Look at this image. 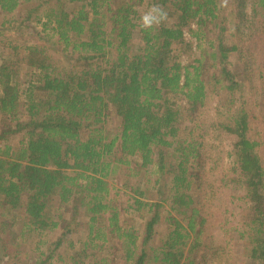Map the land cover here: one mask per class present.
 <instances>
[{"label":"trees","instance_id":"obj_1","mask_svg":"<svg viewBox=\"0 0 264 264\" xmlns=\"http://www.w3.org/2000/svg\"><path fill=\"white\" fill-rule=\"evenodd\" d=\"M69 1L0 0L6 16L30 3L23 20L57 37L72 62L44 43L13 44L0 63V204L23 212L37 236L64 228L23 264H233L228 241L210 229L230 187L249 204L240 235L264 264L263 142L251 134L252 109L235 96L249 86L264 100V0L237 1L235 32L221 0H151L168 18L147 30L139 26L145 0ZM222 91L230 116L209 120L211 94ZM111 115L120 120L114 136ZM120 169L127 203L110 181ZM143 169H155L154 199L131 182ZM57 204L72 221L53 213ZM130 210L141 213L142 229L129 223ZM81 213L88 232L72 240ZM8 254L0 249V261Z\"/></svg>","mask_w":264,"mask_h":264},{"label":"rangeland","instance_id":"obj_2","mask_svg":"<svg viewBox=\"0 0 264 264\" xmlns=\"http://www.w3.org/2000/svg\"><path fill=\"white\" fill-rule=\"evenodd\" d=\"M69 6H74L75 3L66 0ZM238 0H221V6L225 10L223 15L225 20L231 26V32H235V23L238 21V9L236 8ZM153 4L151 0H145L141 5H139L140 14L146 11ZM30 7V3H26L20 7V9L10 16H6L3 13H0V63L2 57L10 55L12 50V45L21 44V45H31V44H44L47 43L48 51L56 59L62 61L63 65H68L72 62H68L65 58L64 53L62 52V46L57 44V37H54L46 32L42 31V27L37 23L36 20L25 22L23 19L27 15V11ZM186 38L189 41H195V39L190 36L188 31L186 32ZM136 46L139 43V33H136V38L134 40ZM176 52H179L183 49L182 44L174 45ZM183 51V50H182ZM116 51H113L110 55L114 57ZM184 61H189L188 56L183 57ZM233 68H237L239 63L237 62L236 57L233 55L230 59ZM237 62V63H236ZM242 66L237 68L243 70ZM27 78V76H25ZM239 98L237 104L239 105L242 101H247V108L252 109V128L251 134L254 138L263 142L260 153L264 157V112H262L264 106V100L260 93H254L249 86L245 87L243 92L235 95ZM211 104L210 114L208 116L209 120L221 118L226 119L230 115L227 114V106H229L230 97L227 95V92L222 91L220 94L212 93L209 99ZM220 106V107H219ZM216 107L219 109L216 111ZM4 123V117L0 116V129ZM107 131L111 136L116 135L120 131V120L117 116L111 115L107 118L106 121ZM230 139L225 140L224 144L227 145ZM230 165V163H227ZM152 168V167H151ZM155 169H152L154 172ZM146 172L145 169L141 172L139 177L131 178L132 184L142 187L146 191L147 198H155L157 195L156 192V173ZM127 171L120 169L119 171L113 173L110 177V181L113 184V192L121 191L119 194L120 201L128 202L130 200L129 194L131 193L130 188L126 189L124 184V174ZM226 194L225 201V211L218 213L216 218H213L212 225L210 227L212 233L216 234L219 232L216 239L220 243L227 242V249H232L231 263L233 264H251L258 263L260 261H253L250 257L249 249L246 245V239L242 238L240 231L245 229V217L249 211V204L242 199L244 193L242 190H234L231 187L229 189H224ZM132 200V199H131ZM63 213L65 212L66 217L69 221H72L71 211H67V208H59L57 204L53 213ZM83 212V211H82ZM134 213V214H131ZM128 221L137 226L138 228L142 227V219L140 212H134L130 210ZM24 213L17 210L8 211L3 205L0 204V249H7L8 255L4 258V261L0 264H23L22 261H34L36 257L40 256L42 252H45L49 242L57 239L61 233L64 231V228H58L54 231H51L49 234L43 236H37L34 233H30L24 227ZM124 218V219H125ZM88 217L81 213L76 220L71 225L72 232L67 236L72 240H81L85 239L88 226H87ZM163 229V228H162ZM160 240V232L158 238L155 240V243ZM65 249V248H63ZM111 250H107V254H110ZM15 253L19 257V260L13 259L12 254ZM13 259V261H12ZM56 262L55 264H57ZM113 264H123V261L118 258Z\"/></svg>","mask_w":264,"mask_h":264},{"label":"clouds","instance_id":"obj_3","mask_svg":"<svg viewBox=\"0 0 264 264\" xmlns=\"http://www.w3.org/2000/svg\"><path fill=\"white\" fill-rule=\"evenodd\" d=\"M168 18V13L159 4H153L146 11H144L139 19V26L141 29L147 30L154 26L160 25Z\"/></svg>","mask_w":264,"mask_h":264}]
</instances>
